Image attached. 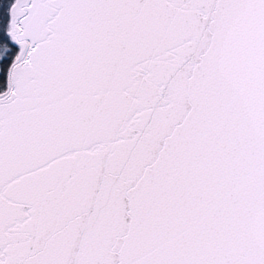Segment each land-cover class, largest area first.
Instances as JSON below:
<instances>
[{"label": "snow or ice", "instance_id": "1", "mask_svg": "<svg viewBox=\"0 0 264 264\" xmlns=\"http://www.w3.org/2000/svg\"><path fill=\"white\" fill-rule=\"evenodd\" d=\"M0 264H264V0H0Z\"/></svg>", "mask_w": 264, "mask_h": 264}]
</instances>
